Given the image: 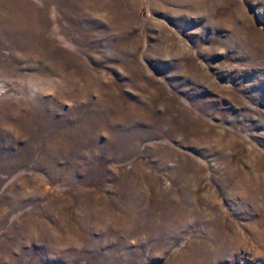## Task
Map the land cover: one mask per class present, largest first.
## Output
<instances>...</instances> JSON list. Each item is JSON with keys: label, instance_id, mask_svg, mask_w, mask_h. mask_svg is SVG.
<instances>
[{"label": "rangeland", "instance_id": "1", "mask_svg": "<svg viewBox=\"0 0 264 264\" xmlns=\"http://www.w3.org/2000/svg\"><path fill=\"white\" fill-rule=\"evenodd\" d=\"M0 264H264V0H0Z\"/></svg>", "mask_w": 264, "mask_h": 264}]
</instances>
